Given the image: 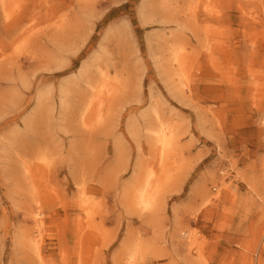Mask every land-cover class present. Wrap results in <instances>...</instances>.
I'll return each instance as SVG.
<instances>
[{"label": "rangeland", "instance_id": "374dc122", "mask_svg": "<svg viewBox=\"0 0 264 264\" xmlns=\"http://www.w3.org/2000/svg\"><path fill=\"white\" fill-rule=\"evenodd\" d=\"M0 264H264V0H0Z\"/></svg>", "mask_w": 264, "mask_h": 264}, {"label": "bare ground", "instance_id": "6f19581e", "mask_svg": "<svg viewBox=\"0 0 264 264\" xmlns=\"http://www.w3.org/2000/svg\"><path fill=\"white\" fill-rule=\"evenodd\" d=\"M2 1V0H1ZM94 1V0H93ZM5 5V4H4ZM4 7V6H3ZM9 8V7H8ZM145 8V7H144ZM143 8V9H144ZM146 16V15H145ZM144 16V17H145ZM173 54V53H172ZM173 56H174V54H173ZM175 58H174V60L173 61H175L177 64L176 65H178V67H180L181 66V63L182 62H184V58L182 57V56H178V55H176V56H174ZM168 60H169V58H168ZM171 60V59H170ZM175 64V63H174ZM173 64V65H174ZM170 67H171V65H170ZM176 68H177V66H176ZM179 69V68H178ZM173 70H175V69H173ZM170 75H171V73H170ZM169 75V76H170ZM173 75V74H172ZM176 76V75H175ZM182 76V75H181ZM102 88V87H101ZM100 88V89H101ZM95 95V94H94ZM93 95V96H94ZM100 97V96H99ZM92 100V99H91ZM89 101V100H88ZM92 103H93V101H92ZM99 103H100V101H99ZM89 104H90V101H89ZM97 105V104H96ZM87 106H90V105H87ZM92 106H94V105H92ZM97 106H99V105H97ZM85 107V106H84ZM88 109H89V107H88ZM85 110H86V108H85ZM90 110V109H89ZM87 112V111H86ZM87 116V115H86ZM80 120V119H79ZM157 136V139H156V141L157 142H159V145H160V152H159V157H160V159H161V161H163L165 158H166V156H168V153H169V151H170V147L173 145V141L175 140L174 139V137H173V133H172V130H171V128L168 126V125H165V123H164V125H161L159 128H158V130H156L155 131V137ZM157 145V147H158V143L156 144ZM159 159V160H160ZM45 162V161H44ZM48 162V161H47ZM46 162V163H47ZM26 166V165H25ZM23 168H24V166H23ZM29 169V167H28V165L26 166V169ZM148 170V169H147ZM147 170H145V171H147ZM153 171V170H152ZM28 172V171H27ZM148 172V171H147ZM27 173L25 172V175H26ZM148 174V173H147ZM154 174H155V172H154ZM156 176V175H155ZM142 177V176H141ZM153 177H154V175H153V173L151 174H149L148 176L146 175V178H147V180L146 181H149V180H151V178L153 179ZM144 178V177H143ZM145 178V179H146ZM156 179V178H155ZM144 180V179H143ZM146 181H144V182H146ZM154 182V181H153ZM143 183V182H142ZM153 184V183H152ZM151 184V185H152ZM154 185V184H153ZM156 185V184H155ZM159 186V185H158ZM155 187V186H154ZM158 188V187H157ZM151 189H153L152 187L150 188L149 187V183L148 182H146V184L143 186V187H141L140 188V190L138 189V191H139V194H138V203L139 204H141V206H142V208H144V209H149L150 207H151V205H152V200L153 199H151L150 197H147L148 195H145L147 192H148V194L149 195H151ZM157 189L155 188V191H156ZM154 191V192H155ZM154 192H153V194H154ZM156 193H157V191H156ZM156 196V195H155ZM152 197V196H151ZM84 205V209H87V204L85 203V204H83ZM33 216L35 217V221H36V223L38 224V230L40 231V229H41V227H42V225H41V223H40V220H41V215H40V212L39 211H36L35 212V210L33 211ZM35 230V229H34ZM38 230H36V231H32L31 232V235H30V244H31V246L30 247H32V251H34V253L38 256V257H41L42 256V251H41V248H42V244H41V237L39 238V236H40V234H38L39 233V231ZM184 235L186 236V237H189V236H192V232L190 231V230H188V231H185L184 232ZM28 242V243H29ZM192 243H194V242H192ZM29 247V248H30ZM133 257V256H132ZM131 257V258H132ZM134 259V258H133Z\"/></svg>", "mask_w": 264, "mask_h": 264}]
</instances>
